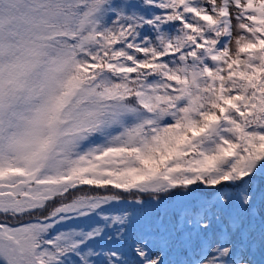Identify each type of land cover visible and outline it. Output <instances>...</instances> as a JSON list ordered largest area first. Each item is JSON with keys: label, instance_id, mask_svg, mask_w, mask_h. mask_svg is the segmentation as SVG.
<instances>
[{"label": "snow or ice", "instance_id": "obj_1", "mask_svg": "<svg viewBox=\"0 0 264 264\" xmlns=\"http://www.w3.org/2000/svg\"><path fill=\"white\" fill-rule=\"evenodd\" d=\"M0 264H264V0H0Z\"/></svg>", "mask_w": 264, "mask_h": 264}]
</instances>
